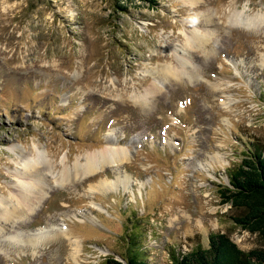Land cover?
Returning <instances> with one entry per match:
<instances>
[{
    "label": "rangeland",
    "instance_id": "rangeland-1",
    "mask_svg": "<svg viewBox=\"0 0 264 264\" xmlns=\"http://www.w3.org/2000/svg\"><path fill=\"white\" fill-rule=\"evenodd\" d=\"M122 4L0 0V202L19 210L0 217V264H103L133 239L150 264H169L216 230L264 248L219 194L247 138L264 154V20L254 29L230 20L264 15V0ZM194 29L210 37L188 48ZM176 56L193 72H163ZM120 146L118 166L56 183L62 162ZM37 150L53 166L42 170L44 197L21 214L17 174ZM116 176L126 189L89 187ZM19 232L49 238L33 247L6 238Z\"/></svg>",
    "mask_w": 264,
    "mask_h": 264
},
{
    "label": "trees",
    "instance_id": "trees-1",
    "mask_svg": "<svg viewBox=\"0 0 264 264\" xmlns=\"http://www.w3.org/2000/svg\"><path fill=\"white\" fill-rule=\"evenodd\" d=\"M114 1L125 9L122 1L131 0ZM247 141L241 161L225 167L228 183L219 185V194L234 209L231 219L237 226L264 238V154L258 141ZM135 241L127 243L120 260L109 255L103 264H150L140 256L141 247L135 249ZM169 264H264V248L244 250L227 233L216 230L209 232L205 244L198 241L191 249L172 254Z\"/></svg>",
    "mask_w": 264,
    "mask_h": 264
},
{
    "label": "bare ground",
    "instance_id": "bare-ground-1",
    "mask_svg": "<svg viewBox=\"0 0 264 264\" xmlns=\"http://www.w3.org/2000/svg\"><path fill=\"white\" fill-rule=\"evenodd\" d=\"M187 2V1H186ZM193 1L190 3H195ZM234 12L231 16H234ZM239 14V13H238ZM230 16V17H231ZM264 15L256 14L252 17H247L246 19L239 20L238 17L234 16L231 20L232 24H237L242 22V25L249 26V28L254 29V25L256 28H259V22L261 23L264 20ZM238 21H237V20ZM185 43L187 44L188 48L194 47L193 45H199L203 43V41H207L209 39V34L205 35L202 33H198L197 29L190 30L187 34H185ZM205 43V42H204ZM206 44V43H205ZM186 46V47H187ZM186 49V48H185ZM187 56V55H186ZM187 58V57H186ZM192 65L188 60H185L184 56H176V63L175 66H163L161 69L163 72L168 73L172 76H181V74L188 75L190 72H193ZM146 97L142 96L141 102H145ZM120 148V149H119ZM127 151L124 148L120 147H112L111 149H98L96 152H87L81 156V158H77L74 162L73 166L69 167L65 162H62L61 168L57 171L54 176L56 183L64 184L66 180L70 179L71 181L87 178L93 174L94 172L100 170L103 166L107 165L110 167L118 166L119 162H122L123 157H125ZM42 154H40L39 150H37V154L34 155L32 161L23 160V167L25 168L22 171H19L17 174L18 179L16 183V203L19 204L21 214H26L27 211H32L34 205L37 202H40L46 193V186H44V177L42 175L43 167L46 165V170L51 171V167L53 164L50 161H45L42 159ZM82 161L80 162L79 160ZM127 160V156L125 158ZM44 179V180H43ZM103 180V179H100ZM99 181V180H98ZM99 184V183H98ZM127 181L124 179H120L116 176L114 179H107L104 183H100L99 185H89L91 189H104L109 190L111 188L117 187L119 185L123 186L124 189L127 187ZM2 200V199H1ZM4 210L1 211L0 217L9 220L14 217H18L17 211L15 209H8L6 199L0 202ZM17 215V216H16ZM44 230V229H43ZM33 232V231H31ZM47 232V230L43 231ZM36 233V232H35ZM38 233V232H37ZM48 233V232H47ZM24 234L21 233H14L6 235V238L10 239L14 243L19 245H29L30 247L36 246L38 242L46 241L49 237L46 234H28L29 238L22 237ZM27 235V233H26Z\"/></svg>",
    "mask_w": 264,
    "mask_h": 264
}]
</instances>
